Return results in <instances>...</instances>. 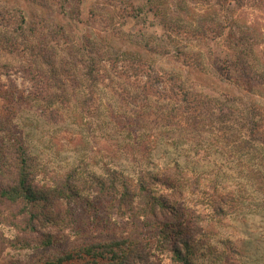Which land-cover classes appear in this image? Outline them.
Wrapping results in <instances>:
<instances>
[{
  "label": "trees",
  "instance_id": "16d2710c",
  "mask_svg": "<svg viewBox=\"0 0 264 264\" xmlns=\"http://www.w3.org/2000/svg\"><path fill=\"white\" fill-rule=\"evenodd\" d=\"M78 16L77 10L75 17L80 21ZM227 27L233 32L232 26ZM61 31L59 27L54 36ZM241 36L228 41L225 70L214 73L219 81L233 75L246 77L253 71V44ZM82 52L83 58L71 56V65H84L86 79L95 86L105 74H99L97 52L90 40ZM38 55L48 70L31 75L38 90L31 95L41 97L39 89L47 91L46 100L33 104L52 122L64 110L61 94H67L66 88L58 79L53 54ZM128 56V63L137 64L130 66L136 74L139 66L147 64L141 55ZM104 59L101 54L99 61ZM60 71L69 72L65 66ZM143 71L142 90L157 97L125 92L126 106L134 112L131 102L139 101L140 110L134 117L125 112L131 120L127 117L113 125L110 134L123 136V152L133 162L131 166L112 164L88 170L75 163L63 167L41 158L20 136L13 142L0 140V226L13 233L8 249L51 250L78 238L68 206L79 201L96 209L95 201L102 200L107 218L126 224V231L118 230L111 237L84 232L83 236L90 237L85 244L42 263L24 264H139L158 252L175 264H244L251 257L264 261L263 106L250 99L241 108L234 95L203 94L179 73L169 75L170 81L180 83L165 101L157 91L162 77ZM44 80L47 83L41 85ZM52 86L58 92L49 93ZM89 101L80 103V119ZM150 111L155 118L150 119ZM88 124L86 130L91 129ZM149 144L165 154L161 166L137 161V153L150 155ZM120 146L115 150L118 153ZM216 165L224 167L223 171L210 173ZM91 217L100 225L95 214Z\"/></svg>",
  "mask_w": 264,
  "mask_h": 264
},
{
  "label": "rangeland",
  "instance_id": "374dc122",
  "mask_svg": "<svg viewBox=\"0 0 264 264\" xmlns=\"http://www.w3.org/2000/svg\"><path fill=\"white\" fill-rule=\"evenodd\" d=\"M77 10L80 21L75 17ZM59 27L62 31L54 36ZM241 34L254 47L253 71L246 77L233 75L219 81L214 73L219 68L225 70L228 41ZM88 40L97 52L99 74H105V79L95 86L86 79L84 65H71L72 55L83 58L82 48ZM47 51L53 54L58 79L67 93H60L64 96V110L52 122L41 116L33 104L46 100L47 91L39 89L41 97L31 95L38 92L31 75L48 70L38 53ZM101 54L104 61H99ZM128 54L132 58L141 55L147 62L139 66L137 74L130 68L137 64L128 63ZM60 66L69 72L63 75ZM140 68L162 77L157 91L165 101L180 83L170 81L169 75L179 73L203 94L221 98L234 95L241 108L251 99L264 109V0H0V140L13 142L20 136L41 158L63 167L75 163L88 170L106 169L112 164L131 166L133 162L123 152V136L110 134L113 125L126 120L130 112L134 117L140 110L139 101H130L136 107L134 112L126 106L125 92H133L134 97L139 92L149 99L157 97L142 90L145 77ZM44 83L47 80L40 84ZM56 89L49 87L48 92H58ZM87 99L89 104L80 119V103ZM150 112V119L155 118V113ZM88 123L91 129L86 130ZM149 145L150 155L137 153V161L161 166L165 154ZM117 146L120 153L115 151ZM220 168L224 167L216 165L209 172L221 173ZM102 203L95 201L96 209L87 208L83 201L70 204L79 237L58 243L51 250H10L7 242L13 233L0 226V264L45 262L56 253L85 244L90 237L82 234L87 231L92 236L107 237L118 230L126 231L124 222L107 218ZM91 214L97 216L100 225L92 221ZM167 256L158 252L153 259L139 264H175ZM255 259L251 257L244 264H264Z\"/></svg>",
  "mask_w": 264,
  "mask_h": 264
}]
</instances>
